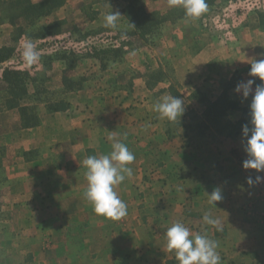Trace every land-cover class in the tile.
I'll return each instance as SVG.
<instances>
[{"label":"rangeland","instance_id":"obj_1","mask_svg":"<svg viewBox=\"0 0 264 264\" xmlns=\"http://www.w3.org/2000/svg\"><path fill=\"white\" fill-rule=\"evenodd\" d=\"M207 3L208 11L192 20L182 7L169 8L168 0H0V183L10 161L39 153L22 146L21 128L38 126L44 111L80 110L84 102L92 111L109 107L111 117L113 108L121 110L119 126L127 137L122 140L135 154L129 167L152 175L157 169L149 165L147 132L157 118L170 132L168 140L164 134L155 136L158 146L177 150L183 144L188 149L180 155L192 149L201 157L232 159L222 165L225 178L216 187L235 195L245 235L244 249L231 246L225 264H264V182L247 183L249 176L264 172L242 167V126L249 120L251 96L243 100L234 91L241 81L260 83L249 69L252 59H264V0ZM111 10L120 13L116 28L104 26ZM28 40L39 53L32 65L21 54ZM6 68L16 70L13 79H4ZM166 95L184 101V112L174 122L154 111L155 102ZM135 125L143 134L134 132ZM229 139L231 149L221 150ZM70 153L65 149L64 157ZM142 160L148 163L139 166ZM8 186L0 189V264H116L118 253L129 254V245L116 244L114 233L111 244L104 240L81 246L83 256L74 244L65 253V243L46 238L42 231L47 214L35 210L46 204L70 206L71 198L36 195L38 190L27 192L13 182ZM134 201L146 198L142 193ZM190 210L187 216L195 220L198 213ZM65 215V226L73 232L72 214ZM113 221L110 229L117 224ZM97 222L95 232L102 238L109 223L102 229ZM133 228V222L127 224L128 241ZM163 253L169 254L164 264H178L174 251Z\"/></svg>","mask_w":264,"mask_h":264},{"label":"crops","instance_id":"obj_2","mask_svg":"<svg viewBox=\"0 0 264 264\" xmlns=\"http://www.w3.org/2000/svg\"><path fill=\"white\" fill-rule=\"evenodd\" d=\"M88 106L89 103L84 102L80 110L44 111L46 114L38 126L21 128L17 133L25 138L22 146L27 151L35 147L39 153L33 157L22 156L17 163L10 161L6 178L2 184L0 183L1 191L13 182V187L17 184L20 189L23 187L27 192L33 188L38 190L39 192H34L36 195L71 198L70 206L46 204L36 207V212L47 214L44 216L42 228L46 238L65 243L66 245L62 246V251L63 247L66 249L65 253H68V245L74 244L78 247L76 253L83 256L80 252L81 246L104 240L111 244L114 233L116 244H122L125 248L127 244L129 245V254L126 251V254L118 253L115 256L116 264H164L167 261L166 257H169V254L163 253L168 251L166 229L180 221L190 229L192 235L207 233L217 242L220 264H225L231 259L229 253L231 246L244 249L240 247L244 244L245 234L239 224L238 204L232 199L235 195L223 193L221 186L219 188L223 199L214 205L209 202L207 194L217 188V183L224 180L222 172L226 170L222 169V165L231 162L232 159L220 156L201 157L198 151L192 149L186 151L185 155H180V150L184 152L188 149V147L184 149L183 144H180L181 148L177 150H170L167 145L158 146L154 141L155 136L164 134L168 140L170 132L168 127L159 126L157 118L152 119L147 132L150 133L152 144L149 165L157 171L146 176L134 170L131 177H126L124 182L115 186L114 190L127 205V215L114 220L113 222L117 224L110 229L112 219L97 215L91 203L83 196V191L87 187L83 160L92 155L108 154L112 143L109 140L110 136L121 140L123 136L125 139L127 137L120 130L119 124L122 120L119 108L112 109L114 113L111 117L109 107L97 112L87 109ZM118 106L121 107L120 103ZM137 125L132 127L134 132L143 134V128L135 130ZM232 140H224L220 149L228 152L226 149H231ZM65 149L71 151L69 157H64ZM191 153L194 156H189ZM146 163L148 162L142 160L137 164L142 166ZM14 164L18 165L17 169ZM37 182L38 185L35 184ZM225 191H229V188L226 187ZM142 193L146 201H134V198ZM188 209L198 213L195 220L187 216ZM205 212H209L220 221V230L204 223L202 216ZM69 213L72 214L74 222L73 232H69L65 226V220H69L65 214ZM96 220L100 222L102 229L109 223L108 229H105L106 235L102 234V238L95 232ZM131 222L134 226L131 232L133 237L128 241L126 227ZM206 226L212 230L205 232ZM85 228L88 230L83 231ZM91 256L92 254L87 255Z\"/></svg>","mask_w":264,"mask_h":264},{"label":"clouds","instance_id":"obj_3","mask_svg":"<svg viewBox=\"0 0 264 264\" xmlns=\"http://www.w3.org/2000/svg\"><path fill=\"white\" fill-rule=\"evenodd\" d=\"M169 8L182 7L186 18L195 20L208 11L207 0H168ZM120 17L119 12L112 10L104 16V26L116 28ZM22 58L32 65L39 60V53L35 45L28 40L22 46ZM249 75L254 79L239 82L234 91L241 94L243 100L251 96L249 107V120L242 126V145L246 158L242 162L244 169H254L257 173L264 172V59H252ZM255 87L253 88V85ZM154 111L161 118L175 121L181 118L184 112V101L177 96L166 95L154 104ZM111 151L101 156H88L83 160L86 169L85 178L87 187L83 191L84 198L91 203L93 211L100 216L112 220H119L127 215V205L114 190L115 186L124 182L126 177L133 174L129 165L135 160V154L128 148L123 140L109 137ZM264 182V176H249V185ZM209 202L216 205L223 199L221 189L214 188L207 193ZM202 220L220 230V221L209 212H205ZM167 248L175 252L178 264H220L217 252L218 244L207 233L192 235L190 229L183 222L171 224L165 232Z\"/></svg>","mask_w":264,"mask_h":264},{"label":"trees","instance_id":"obj_4","mask_svg":"<svg viewBox=\"0 0 264 264\" xmlns=\"http://www.w3.org/2000/svg\"><path fill=\"white\" fill-rule=\"evenodd\" d=\"M16 70H12L10 68H6L4 70V79L5 80H10V77L12 78L13 76H15ZM13 79V78H12Z\"/></svg>","mask_w":264,"mask_h":264}]
</instances>
